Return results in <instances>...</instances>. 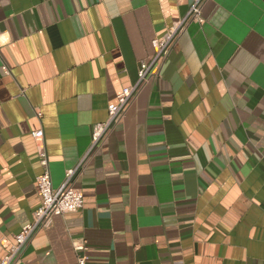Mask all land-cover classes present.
<instances>
[{"label": "crops", "instance_id": "crops-1", "mask_svg": "<svg viewBox=\"0 0 264 264\" xmlns=\"http://www.w3.org/2000/svg\"><path fill=\"white\" fill-rule=\"evenodd\" d=\"M0 0V259L52 187L80 168L78 211L13 264H264V0ZM178 27L112 127L153 39ZM41 129V137L32 131Z\"/></svg>", "mask_w": 264, "mask_h": 264}, {"label": "built area", "instance_id": "built-area-1", "mask_svg": "<svg viewBox=\"0 0 264 264\" xmlns=\"http://www.w3.org/2000/svg\"><path fill=\"white\" fill-rule=\"evenodd\" d=\"M205 1L207 0H192L186 20H199L200 8ZM177 30L178 27H171L162 38L152 40L154 53L148 60L139 62L136 81L131 85L123 87L116 95L115 102L108 104L107 119L93 126L90 151L103 138V135L112 127L113 123L121 117L125 107L136 97L140 88L153 76V67L157 64V61L167 53L177 34ZM42 133L43 131L38 129L32 131L31 134L33 137H41ZM39 159L43 169L41 173L35 177V181L40 203L33 211L31 221L23 225L20 231L13 235L12 241L8 243L5 250V254L0 259V264H13L21 255L23 249L33 235L51 226L54 216L72 213L83 207V192L73 184L74 176L78 172L82 161H80L76 167L66 170L62 183L54 188L51 185L47 154L43 148L39 151ZM72 246L77 252V264H90L85 254L87 246L84 241H74Z\"/></svg>", "mask_w": 264, "mask_h": 264}]
</instances>
